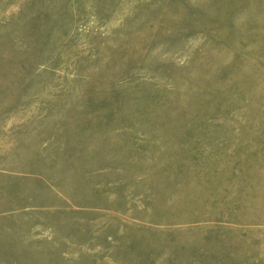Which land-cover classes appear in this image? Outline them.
<instances>
[{
	"label": "rangeland",
	"instance_id": "rangeland-1",
	"mask_svg": "<svg viewBox=\"0 0 264 264\" xmlns=\"http://www.w3.org/2000/svg\"><path fill=\"white\" fill-rule=\"evenodd\" d=\"M0 264H264V0H0Z\"/></svg>",
	"mask_w": 264,
	"mask_h": 264
}]
</instances>
